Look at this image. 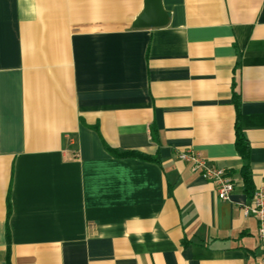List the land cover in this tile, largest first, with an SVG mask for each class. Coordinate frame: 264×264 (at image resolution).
I'll return each mask as SVG.
<instances>
[{"label": "crops", "instance_id": "0c3cea01", "mask_svg": "<svg viewBox=\"0 0 264 264\" xmlns=\"http://www.w3.org/2000/svg\"><path fill=\"white\" fill-rule=\"evenodd\" d=\"M162 3L135 28L145 0H0V264H264V0Z\"/></svg>", "mask_w": 264, "mask_h": 264}, {"label": "built area", "instance_id": "2783aa9c", "mask_svg": "<svg viewBox=\"0 0 264 264\" xmlns=\"http://www.w3.org/2000/svg\"><path fill=\"white\" fill-rule=\"evenodd\" d=\"M180 159L187 161L192 169L200 170L202 176L216 184L218 197L229 200L234 190L233 178L225 168L217 167L209 162L201 153L191 149L183 151ZM246 216H254L259 222L258 239L263 250L262 262L264 263V187L255 190L250 203L244 207Z\"/></svg>", "mask_w": 264, "mask_h": 264}, {"label": "trees", "instance_id": "16d2710c", "mask_svg": "<svg viewBox=\"0 0 264 264\" xmlns=\"http://www.w3.org/2000/svg\"><path fill=\"white\" fill-rule=\"evenodd\" d=\"M237 96L234 95V100H236V106H237ZM152 135H155V131L152 130ZM236 147L239 151V153L242 155V157L247 160L248 154L250 150V144L248 142L247 137L244 135V133L241 130V126L239 123V114H238V121H237V138H236ZM110 151L119 157H140L149 159V157L141 152L138 151H132V150H120V149H110ZM242 176L244 179V188L245 191L250 195L251 199L253 198V195L255 193V190L252 189V174L251 169L249 165L246 163L244 167L242 168ZM7 264H11L10 262V255L8 252L7 256Z\"/></svg>", "mask_w": 264, "mask_h": 264}, {"label": "water", "instance_id": "95a60500", "mask_svg": "<svg viewBox=\"0 0 264 264\" xmlns=\"http://www.w3.org/2000/svg\"><path fill=\"white\" fill-rule=\"evenodd\" d=\"M169 22V14L164 9L162 0H145V7L133 23L135 28L160 27Z\"/></svg>", "mask_w": 264, "mask_h": 264}]
</instances>
